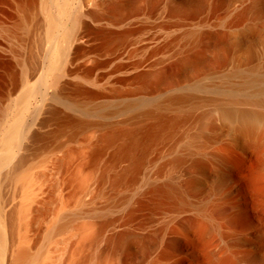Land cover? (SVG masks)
Listing matches in <instances>:
<instances>
[{"label":"bare ground","instance_id":"1","mask_svg":"<svg viewBox=\"0 0 264 264\" xmlns=\"http://www.w3.org/2000/svg\"><path fill=\"white\" fill-rule=\"evenodd\" d=\"M0 264H264V0H0Z\"/></svg>","mask_w":264,"mask_h":264}]
</instances>
